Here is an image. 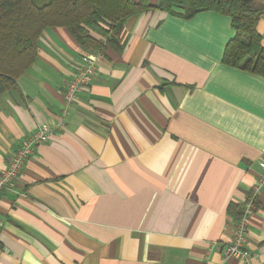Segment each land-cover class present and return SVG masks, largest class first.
Instances as JSON below:
<instances>
[{
  "label": "crops",
  "instance_id": "obj_1",
  "mask_svg": "<svg viewBox=\"0 0 264 264\" xmlns=\"http://www.w3.org/2000/svg\"><path fill=\"white\" fill-rule=\"evenodd\" d=\"M258 31L264 43V13ZM234 35L216 11L133 15L66 106L84 51L46 28L0 93V171L52 130L0 194V264H264V187L249 259L224 253L264 175V76L223 63Z\"/></svg>",
  "mask_w": 264,
  "mask_h": 264
},
{
  "label": "trees",
  "instance_id": "obj_2",
  "mask_svg": "<svg viewBox=\"0 0 264 264\" xmlns=\"http://www.w3.org/2000/svg\"><path fill=\"white\" fill-rule=\"evenodd\" d=\"M154 9L185 18L202 11L228 15L235 35L225 47L223 63L264 76L258 31L264 4L255 0H0V93L32 66L46 28H67L84 53L120 50L117 37L125 21Z\"/></svg>",
  "mask_w": 264,
  "mask_h": 264
},
{
  "label": "built area",
  "instance_id": "obj_3",
  "mask_svg": "<svg viewBox=\"0 0 264 264\" xmlns=\"http://www.w3.org/2000/svg\"><path fill=\"white\" fill-rule=\"evenodd\" d=\"M99 54L100 52L83 54L82 64L79 65L77 71L67 83L64 93L66 106H70L77 100L82 89L90 84L96 73ZM51 133L52 130L49 126L40 125L32 134L22 140L7 165L0 171V194L18 177L25 161L32 155L35 146L47 140ZM262 187H264V175L252 187L242 213L237 218L232 241L224 248L226 256H235L244 260L249 259L250 251L247 247L249 217L252 211L256 209V199Z\"/></svg>",
  "mask_w": 264,
  "mask_h": 264
}]
</instances>
